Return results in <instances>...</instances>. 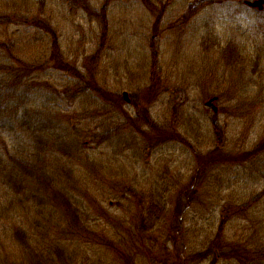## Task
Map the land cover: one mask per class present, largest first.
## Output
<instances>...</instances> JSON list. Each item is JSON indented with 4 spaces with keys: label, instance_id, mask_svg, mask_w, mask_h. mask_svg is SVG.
<instances>
[{
    "label": "rangeland",
    "instance_id": "374dc122",
    "mask_svg": "<svg viewBox=\"0 0 264 264\" xmlns=\"http://www.w3.org/2000/svg\"><path fill=\"white\" fill-rule=\"evenodd\" d=\"M86 1L96 9L106 6L109 15L110 41L97 81L114 93L127 92L132 100L149 82L150 29L156 19L143 0H0V13L24 11L27 17L41 16L57 29L64 57L82 67L100 34L97 21L83 9ZM161 2L165 5L157 9L163 12L158 44L166 89L150 104L152 116L161 125L174 124L191 145L205 153L214 147L215 118L223 131L226 153L252 150L264 138V9L249 6L245 0L202 7L201 0ZM50 57V34L24 22L0 19V64L8 67L24 60L44 67L17 83L14 90L3 86L0 97H12L11 102L20 106L22 121L46 139L44 147L53 149L51 155L56 156L47 167L50 174H55L60 187L75 194L88 213L86 224L92 232L82 238L81 264H129L127 256L136 264H166L154 256L163 254L162 248L153 246L149 253L146 238L141 242L129 234L135 217L152 203L160 209L167 204L161 224L150 231L155 235L159 229L165 238L171 232V220H182L181 246L169 244L171 258L184 251L190 259L195 257L190 264H264V195L247 211L234 213L264 192V153L243 163L214 167L185 207L183 190L196 169L191 146L164 142L147 150L146 141L125 126L114 104L91 91L75 95L69 90L75 81L52 67ZM4 72L0 82L9 84L10 75ZM27 86H31L28 97ZM212 98L217 99L207 106ZM124 108L130 114L136 111L128 102ZM28 132L22 128L23 142L33 137ZM59 144L66 150L73 148L71 157L59 151ZM87 155L88 162L82 159ZM71 165L76 168L75 179L65 176ZM177 201H181L182 214L177 213ZM226 205L234 210L221 236L226 246L214 251ZM158 212L153 215L159 216ZM99 232L120 246L113 249L93 240ZM237 243L248 248L242 253L245 256H227Z\"/></svg>",
    "mask_w": 264,
    "mask_h": 264
},
{
    "label": "trees",
    "instance_id": "16d2710c",
    "mask_svg": "<svg viewBox=\"0 0 264 264\" xmlns=\"http://www.w3.org/2000/svg\"><path fill=\"white\" fill-rule=\"evenodd\" d=\"M106 1L108 2V0ZM223 1L201 0V7ZM143 2L156 14V19L149 40V82L131 100V106L136 109L134 114H130L124 108L126 101L123 95L106 89L97 81L98 71L110 41L108 35L109 15L106 6L103 5L100 9H96L87 1L83 5V9L90 19L97 21L100 34L95 50L85 58L82 67L64 57L57 29L48 25L50 23L45 22L41 16L35 15L36 17H34L33 14H29L27 17L24 11L12 13L3 11L4 13H0V19L7 18L13 23L24 22L50 34L51 66L69 75L75 81V85L69 90H73L75 95L91 91L93 94L99 95L105 102L114 104V107L119 110V114L125 118V126L133 129L146 141L147 150L150 151L164 142H179L191 146L196 160V169L187 182L181 197L185 198V207H189L196 193L202 187L203 180L214 167L226 163H243L255 155L264 153V138L250 151L234 155L228 154L224 151L223 131L219 122L214 118L212 124L215 132L214 147L205 153L191 145L188 137L183 135L174 124L165 126L154 119L150 112V104H153L166 89L162 76L161 47L158 44L163 12L156 10L154 6L156 3H151V0H143ZM18 8H21V5ZM183 21H185L184 18ZM222 58L227 62L228 58L224 56ZM12 65L7 67V65L0 64V75L4 74V71L10 75L9 84L0 82V92L3 86L14 90L17 83L23 82L26 77L35 73L42 72L41 70L44 68L42 64L36 65L24 60ZM29 90H31V86H27L24 91L27 93V97ZM19 99L22 100V93L17 100L19 101ZM11 100L12 97H0V264H81L82 247H85L82 238L89 236L85 232L91 231L86 224L88 213L82 209V203L76 199L75 194L70 189L60 187V184L55 181V174H50V169L47 167L56 157L51 155L53 149L44 147L46 139H43L36 127L22 121L18 112L20 106L15 105ZM14 113L18 122L13 118ZM22 128L29 130L28 133L33 136L30 141H26L27 144L22 141ZM51 131L53 134L55 130ZM106 137L107 135L103 139ZM59 147V151L67 152L71 157L69 150L73 148L66 150L62 144H59ZM82 159L88 162V155ZM70 161L82 165L78 159ZM58 163L61 161L58 160ZM71 166L72 169L66 170L65 176L75 179L77 177L76 168L74 165ZM263 195L264 192L250 200L248 204L238 207L234 213L247 211ZM166 205L163 203L164 207L162 206L160 209V205L152 203L145 212L137 215V218L135 217L137 221L130 225V237L134 240L135 236L141 242H144L146 238L150 244L149 253L153 252V246L156 249L162 248L163 254H154V256L155 259H162L163 263L167 264L169 261L172 264L195 263V257L190 259L184 251L175 252V257L171 258L173 253L170 254L169 244L172 243L173 247L181 246L178 243V237H183L182 220H171V232L165 238L160 237L159 229L156 235L150 232L161 224L162 217L160 215L163 211L166 213ZM176 208L178 209L177 213L182 214L180 211L181 201H177ZM158 210L160 211L158 212ZM233 211L227 209V205L222 209L214 251L225 249L226 244L222 243L221 236L225 235V226L234 215ZM156 212L159 214L157 217L153 215ZM95 236L97 237L93 240H99L100 243H105L113 249L120 246L107 234L99 232ZM262 245L261 253L264 255L263 242ZM212 249L210 248V251ZM247 251L248 248L245 244L237 243L233 246L232 253L227 256L237 257L240 255L243 257L245 254L242 253ZM126 260L129 264H136L131 256H127Z\"/></svg>",
    "mask_w": 264,
    "mask_h": 264
},
{
    "label": "water",
    "instance_id": "95a60500",
    "mask_svg": "<svg viewBox=\"0 0 264 264\" xmlns=\"http://www.w3.org/2000/svg\"><path fill=\"white\" fill-rule=\"evenodd\" d=\"M245 3H246L247 5H249V6H252V7H256V8H258L259 10H263V9H264V0H255V1H253V2H251V1H246V0H245ZM124 95H125L126 100L129 102L130 99H129L128 93L125 92ZM213 100H214V99H211L210 101H208V102H207V105H212ZM214 110L217 111V108L214 107Z\"/></svg>",
    "mask_w": 264,
    "mask_h": 264
},
{
    "label": "flooded vegetation",
    "instance_id": "af4514ba",
    "mask_svg": "<svg viewBox=\"0 0 264 264\" xmlns=\"http://www.w3.org/2000/svg\"><path fill=\"white\" fill-rule=\"evenodd\" d=\"M156 2H159V1H156Z\"/></svg>",
    "mask_w": 264,
    "mask_h": 264
}]
</instances>
